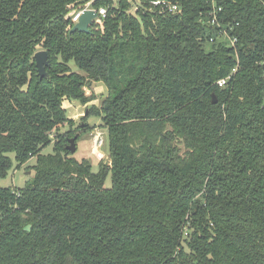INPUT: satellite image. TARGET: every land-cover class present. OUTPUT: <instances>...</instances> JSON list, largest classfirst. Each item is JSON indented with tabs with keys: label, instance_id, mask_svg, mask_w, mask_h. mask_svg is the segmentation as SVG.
<instances>
[{
	"label": "trees",
	"instance_id": "16d2710c",
	"mask_svg": "<svg viewBox=\"0 0 264 264\" xmlns=\"http://www.w3.org/2000/svg\"><path fill=\"white\" fill-rule=\"evenodd\" d=\"M138 1L0 0V179L35 158L30 184L0 186V264H264V0ZM89 2L105 17L69 34ZM95 83L72 129L63 102ZM89 116L107 130L96 173L66 150Z\"/></svg>",
	"mask_w": 264,
	"mask_h": 264
},
{
	"label": "rangeland",
	"instance_id": "374dc122",
	"mask_svg": "<svg viewBox=\"0 0 264 264\" xmlns=\"http://www.w3.org/2000/svg\"><path fill=\"white\" fill-rule=\"evenodd\" d=\"M115 6L117 0L113 1ZM135 5H138V1H133ZM134 4L131 6V10L134 8ZM87 5V4H85ZM84 5V6H85ZM211 48L210 44H206L205 49L209 50ZM71 66L75 70L74 66L71 63ZM92 92L95 95V98L87 104V106H83L77 101H64L63 102V108L66 111V116L69 119H73L74 126L72 129H74L80 122L79 116H82L89 107L95 106L98 107L102 100L106 97L107 91L105 86L102 83H95L92 85ZM90 127H92V130L90 132L81 133L77 141L75 142L76 151L72 155V157L80 161L81 159L88 160L91 164V170L93 173L98 172L99 166L102 163H109V157H108V140H107V130L105 128L100 127V118L96 116H89L87 118V122ZM60 132H65L68 130V126H63L60 129ZM98 130L99 132H102L104 135V144L99 149L97 153L101 155L103 153V160L99 159L98 156H96V152L94 151V146L92 144V137ZM93 133V134H92ZM53 154L52 145L47 146L44 148L41 152V155H48ZM35 164V158L30 159L25 165H22L19 168H16V164L13 162L11 170L8 172L7 176L3 179H0V186L3 188H12V189H22L26 185L30 184L34 175V171L31 170V166ZM111 184V175L110 173L107 174L104 182V186L110 187Z\"/></svg>",
	"mask_w": 264,
	"mask_h": 264
},
{
	"label": "built area",
	"instance_id": "2783aa9c",
	"mask_svg": "<svg viewBox=\"0 0 264 264\" xmlns=\"http://www.w3.org/2000/svg\"><path fill=\"white\" fill-rule=\"evenodd\" d=\"M112 1H114V0H112ZM133 1L134 0H128V2L130 3L129 12L131 14H136V11H137V8L139 5V1L137 0L138 5H135L133 3ZM180 3H181V0H150L149 1L150 8L157 9V11L159 13H167V14H171V15L180 12V10H181V4ZM86 4L87 5L80 6L77 9L72 11V13L70 15L71 26L75 25L78 22L79 17L86 10H92L95 12V15H96L95 20L98 18H104L105 17L106 10L104 8H99V9L95 10L91 7L90 2L86 3ZM132 4H134L133 10H131ZM220 12H221V8L220 7L215 8V6L212 3V9L209 11V14L207 17V23L210 26L217 27V29H219V34L222 35L223 37H227L229 39L231 45H233L235 42V39L234 38L231 39L230 36L228 35V33L223 28H221V25L218 22V13H220ZM210 41H212V39H210ZM227 80H228V78L219 80L217 82V86L218 87L224 86L226 84ZM84 90L86 91V93L89 92L86 88H84ZM92 144L94 146V151L96 152V156H98L99 159L103 160V158H104L103 153H101V155L99 153H97L99 151V149L104 144V135L102 132H99L98 130L96 131V133L92 137Z\"/></svg>",
	"mask_w": 264,
	"mask_h": 264
},
{
	"label": "water",
	"instance_id": "95a60500",
	"mask_svg": "<svg viewBox=\"0 0 264 264\" xmlns=\"http://www.w3.org/2000/svg\"><path fill=\"white\" fill-rule=\"evenodd\" d=\"M96 15L95 12L92 10H86L84 11L81 16L78 19V22L72 26V28L69 31V34H72L74 32H79V33H89V26L92 24V22L95 20ZM34 61H35V66L37 73L40 78L47 77L46 73V67L48 66V60H47V53L45 51H38L34 54ZM87 114V111L82 115L79 116L78 118L81 120L84 118ZM82 127V125H81ZM78 135L73 136L72 138H69L67 140V146L66 150L69 151L70 153H75L76 151V146H75V141L77 140ZM25 231H29V226L24 228Z\"/></svg>",
	"mask_w": 264,
	"mask_h": 264
}]
</instances>
